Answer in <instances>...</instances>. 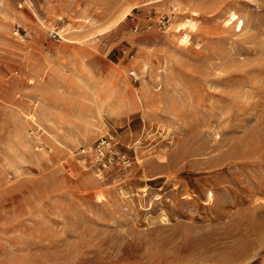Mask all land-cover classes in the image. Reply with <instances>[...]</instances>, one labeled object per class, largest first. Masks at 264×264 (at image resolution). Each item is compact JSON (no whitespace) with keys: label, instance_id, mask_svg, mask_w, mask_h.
Listing matches in <instances>:
<instances>
[{"label":"rangeland","instance_id":"obj_1","mask_svg":"<svg viewBox=\"0 0 264 264\" xmlns=\"http://www.w3.org/2000/svg\"><path fill=\"white\" fill-rule=\"evenodd\" d=\"M0 6V264H264V0Z\"/></svg>","mask_w":264,"mask_h":264},{"label":"built area","instance_id":"obj_2","mask_svg":"<svg viewBox=\"0 0 264 264\" xmlns=\"http://www.w3.org/2000/svg\"><path fill=\"white\" fill-rule=\"evenodd\" d=\"M24 1V0H23ZM139 10H135L134 13L130 14L129 19L131 21L133 32H143L145 30V26H142L143 21L150 23L152 21V14L149 12L142 16L139 14ZM174 10H171L169 14H159L156 18V24L159 26L160 29L166 28L170 23L171 19L174 18ZM69 24H65L63 27L58 28L54 27L52 30L48 31V36L50 39L54 40L55 42H61L64 36L67 34L64 28H66ZM64 29V30H63ZM13 35L17 36L21 39L25 37V33L20 32L19 28H16L13 31ZM123 54L127 56L133 57V55H129V53L125 50L122 51ZM112 137L101 138V140L93 147H91L90 151L88 152L91 159L94 160L96 163L105 164V155L110 153L112 150ZM84 152V150H83ZM105 166V165H104Z\"/></svg>","mask_w":264,"mask_h":264},{"label":"bare ground","instance_id":"obj_3","mask_svg":"<svg viewBox=\"0 0 264 264\" xmlns=\"http://www.w3.org/2000/svg\"><path fill=\"white\" fill-rule=\"evenodd\" d=\"M1 7H2V6H0V16H1ZM145 68H146V67H145Z\"/></svg>","mask_w":264,"mask_h":264}]
</instances>
